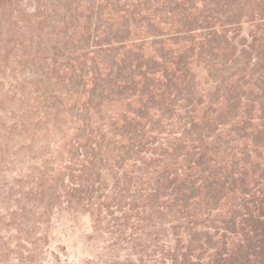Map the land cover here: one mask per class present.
Segmentation results:
<instances>
[{"label": "trees", "instance_id": "obj_1", "mask_svg": "<svg viewBox=\"0 0 264 264\" xmlns=\"http://www.w3.org/2000/svg\"><path fill=\"white\" fill-rule=\"evenodd\" d=\"M199 2L181 0L182 4H171L168 10L161 6L170 19L157 22L152 18L160 8H148L137 0L115 22L114 3L107 1L112 6L102 15L100 4L93 31L89 24L93 11L84 16L85 36L82 40L71 36L74 50L61 58V64L55 54L52 68L37 64L41 74L63 84V91L56 84L51 89L49 85L39 88L34 92L33 108L52 112L45 114L53 117L56 129L65 114L75 126L70 137L63 136L55 154L49 153L24 177L26 188L20 196L36 207L32 214L19 206V214L24 218L33 215L35 225L44 223L43 217L52 210L87 212L94 220L111 215V245L120 241L125 252L104 257L100 264H240L230 261L238 248L247 250L244 263L258 264L251 262L256 257L264 264V141L248 140L246 129L252 119L244 111L239 124H231L227 134L229 141H244L220 146L221 137L214 134L217 125L230 124L236 117L229 112L235 91L231 85L226 86L225 114L223 110L213 120V129L205 116L200 120L197 116L198 104L206 102L210 109L218 100L197 96L196 70L203 65L210 75L211 69L225 66L229 55L233 60L231 46L220 43L227 42V28L237 26L239 13L235 0ZM8 9L6 0H0V40L4 24H11ZM263 9L256 13L261 16ZM38 23L43 26L44 19ZM160 26L169 31L165 40L173 44L155 37ZM92 32L97 33L93 40L98 53L88 66L82 65L79 60H87L78 45L92 37ZM32 37L29 32L27 40L16 43L22 46ZM147 42L152 49L146 55ZM128 46L133 54L119 52ZM114 49L118 51L112 54ZM35 54L28 57L32 64ZM70 60L76 66L68 68L64 62ZM60 65L71 69L68 77L67 72H58ZM62 94L67 101L61 99ZM261 118L264 127V115ZM20 126H25L24 120ZM209 136L215 141L208 143ZM108 188L109 196L104 193ZM132 194L134 199L125 211V196ZM113 206L119 208L118 216L112 215ZM217 206L221 213L215 214ZM166 214L168 219L163 220ZM205 228L215 233L221 230V242L213 240Z\"/></svg>", "mask_w": 264, "mask_h": 264}, {"label": "rangeland", "instance_id": "obj_2", "mask_svg": "<svg viewBox=\"0 0 264 264\" xmlns=\"http://www.w3.org/2000/svg\"><path fill=\"white\" fill-rule=\"evenodd\" d=\"M107 1L114 3L115 12L112 18H115V22L117 16H122L129 5L137 4V0H6L10 9L5 12L10 17L11 24H4L0 40V264H100L104 257L119 256L125 252L123 249L125 246L120 241L115 246L111 245L114 238L113 233L109 232L111 228L109 226L112 224L111 215L94 220L87 212L68 213L67 210H52L43 217L44 223L35 225L32 222L33 215L24 218L19 214V206L26 207L32 214L36 207L30 200L27 201L20 196L26 188L24 177L42 164L49 153L55 154L64 142L63 136L70 137L75 126L71 116L65 114L61 119V129H56L52 126L53 117L45 114L50 112L49 110L41 106L33 108L34 92L39 88L49 85L51 89L56 84V88L63 91V84L55 83V80H49L41 74L37 64L52 68L53 54L59 56L57 64H61V58L74 50L71 36H74V40L78 36L82 40L85 36L84 16L93 11L89 22L90 30L93 31L95 24L98 23L95 12L100 4H103L102 15H107L106 12L112 6L110 3L107 4ZM141 1L148 8H160L155 11V18H152L157 22L170 19L168 18L170 16L161 10V6L168 10L171 4H182L181 0ZM235 2L239 22L236 23L237 26L227 28L229 38L227 42L220 43V46L226 44L231 46L230 54L233 55V60L228 59L229 55L225 59V66L216 70L211 69L210 75L202 68L203 65H200L194 78L198 97L202 96L204 101L218 100V103L210 109L206 102L198 104L197 107L198 120L205 116L212 124L211 129L214 127L213 120L220 118V112L224 110L222 116L225 114L224 97H228L226 86L231 85L235 90L234 95L229 99V112L236 117L229 121L230 124L217 125L214 133H219L221 139L218 142L222 147L227 143L239 144L244 141L227 139L231 124L237 125L244 111H248L252 119V124L246 129L248 140L254 138L264 141L263 118H261L264 115V9L261 16L256 13L258 8H264V0H235ZM195 3L200 2L195 0ZM53 5H56V8ZM40 18L44 19L43 26H40L43 23H38ZM66 22H69L68 26ZM22 23L26 24L27 28L17 27ZM223 23H226V26L232 25L227 24L226 21ZM156 30L155 34L158 35L155 37L164 39L162 40L164 44H173L165 40L169 31H162L161 26ZM29 32H32L33 36L30 42L27 41L22 46L18 45L16 41L21 38L27 40ZM91 34L92 37H86L84 44L81 42L78 45L82 50H76L86 55V62L85 60L83 62V59L79 60L82 65L88 66L92 55L98 53V46L93 40L94 34L97 33ZM162 42L158 40V43ZM24 49L25 54L22 53ZM151 49L152 43L144 44L143 50L146 55ZM36 51L39 54H35ZM117 51L114 49L111 53L115 54ZM119 52L126 55L134 53L130 46L124 47ZM30 53L35 54L34 64L28 60ZM101 53L108 54L105 50H101ZM64 63L68 68L76 66L73 60ZM57 70L60 74L67 72V77L71 73V69L68 70L61 65ZM60 97L67 101L63 94ZM260 108H263V111ZM23 120L24 127L20 126ZM226 120H229V117H226ZM220 122H224L223 119ZM176 131L179 133V130ZM162 136L167 135L162 133ZM206 141L210 143L215 140L209 136ZM223 155L220 153V156ZM250 156L254 159L252 152ZM252 165L257 166V163L254 162ZM18 178L22 181L17 182ZM135 189L131 187L132 191ZM104 193L109 196L112 191L108 188ZM125 197L123 210L126 211L130 207V200L134 199V194ZM219 207L217 206L213 213H221L217 212ZM118 209L112 207L113 216L120 214ZM162 218L167 220V214ZM205 229L212 235L213 240L221 242V230L215 233L212 229ZM227 236L235 238L239 235L227 233ZM247 255L246 249L238 248L230 261L236 260L235 262L246 264L244 262H247ZM256 261L261 264L256 257L252 258L251 262Z\"/></svg>", "mask_w": 264, "mask_h": 264}]
</instances>
